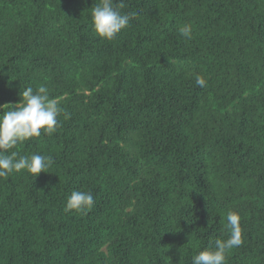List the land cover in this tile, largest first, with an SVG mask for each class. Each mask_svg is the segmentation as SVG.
I'll return each mask as SVG.
<instances>
[{
	"label": "trees",
	"instance_id": "16d2710c",
	"mask_svg": "<svg viewBox=\"0 0 264 264\" xmlns=\"http://www.w3.org/2000/svg\"><path fill=\"white\" fill-rule=\"evenodd\" d=\"M96 3L0 0V111L26 86L61 106L13 149L48 172L0 178V264H192L229 211L225 264H264V0H123L136 16L113 40ZM73 190L94 207L65 211Z\"/></svg>",
	"mask_w": 264,
	"mask_h": 264
},
{
	"label": "clouds",
	"instance_id": "9594fccd",
	"mask_svg": "<svg viewBox=\"0 0 264 264\" xmlns=\"http://www.w3.org/2000/svg\"><path fill=\"white\" fill-rule=\"evenodd\" d=\"M124 3L114 0H99L91 7V19L96 34L106 40H113L122 29L126 28L136 13H123ZM186 38L191 39L193 30L191 24H184L179 29ZM197 86H206L203 76L197 75ZM20 100L15 104H5L0 111V178L7 177L13 172L26 171L34 178L42 171L48 172L54 163L50 155L33 153L21 155L13 149L17 145L41 136L51 135L58 127L61 106L56 98L50 97L47 86L34 89L26 86L19 93ZM95 205L91 192L73 190L68 196L65 211L86 212ZM227 239H216L208 247L192 257V264H225L229 252L243 243V228L238 212L227 213Z\"/></svg>",
	"mask_w": 264,
	"mask_h": 264
}]
</instances>
